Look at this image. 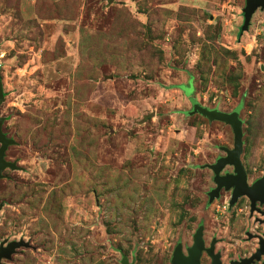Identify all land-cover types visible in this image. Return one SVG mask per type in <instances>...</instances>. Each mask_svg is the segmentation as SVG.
Here are the masks:
<instances>
[{
  "label": "rangeland",
  "instance_id": "obj_1",
  "mask_svg": "<svg viewBox=\"0 0 264 264\" xmlns=\"http://www.w3.org/2000/svg\"><path fill=\"white\" fill-rule=\"evenodd\" d=\"M245 1L0 0L16 166L0 180V243H29L0 264L146 263L190 246L200 224L206 242L264 233L247 198L210 200L207 165L234 134L193 106L242 107L240 160L249 185L262 177L264 10L242 31Z\"/></svg>",
  "mask_w": 264,
  "mask_h": 264
},
{
  "label": "water",
  "instance_id": "obj_2",
  "mask_svg": "<svg viewBox=\"0 0 264 264\" xmlns=\"http://www.w3.org/2000/svg\"><path fill=\"white\" fill-rule=\"evenodd\" d=\"M257 10H264V0H246L245 7L242 11L243 13V24L241 27L242 31L248 29L252 16ZM263 70V68L261 69ZM4 94L2 90V85L0 82V105L3 101ZM194 111H197L202 116L207 118L209 121H219L224 124L229 125L232 128L234 134V144L232 150L225 149V157H220L217 159L216 163L213 165H207V168L210 169L214 174V183L216 187L209 192L210 200H214L219 196L221 190L231 191V197L229 200V207H233L237 201L245 197L249 200L250 203V214L254 212L258 213L264 217V212L260 211L257 208V203L264 204V175L253 182L251 185L248 184V176L245 171L244 166L241 163L240 155L242 153V121L239 118V113L241 111V106H238L231 113H223L217 109H207L199 106L196 103H193ZM4 118L0 116V180L3 178V172L6 169L15 170L16 166L14 163L7 162L5 160V154L8 147L14 145V141L7 138L2 132V125ZM226 166H231L233 168V174L225 173L221 175V172ZM259 224H264L263 219H257ZM202 230L203 226L200 225L197 229L195 235L193 236L194 244L189 250V259L192 261V264H199V257L201 251L203 250V240H202ZM247 235H249L247 233ZM251 238V235L248 236ZM258 240L259 248L256 253L249 259L244 260L241 264H253L254 261H259L261 256L264 255V237L253 236ZM29 243L24 240L19 241H3L0 243V263L2 259H10L11 255L20 248H28ZM210 256H212V250L207 251ZM180 253L179 247H176L174 254ZM212 259L216 264L217 256H212ZM124 264V263H123ZM173 264L174 261H173ZM264 264V263H262Z\"/></svg>",
  "mask_w": 264,
  "mask_h": 264
},
{
  "label": "flooded vegetation",
  "instance_id": "obj_3",
  "mask_svg": "<svg viewBox=\"0 0 264 264\" xmlns=\"http://www.w3.org/2000/svg\"><path fill=\"white\" fill-rule=\"evenodd\" d=\"M264 175V174H263ZM261 178V177H260ZM259 178V179H260ZM257 208H259L260 211L264 212V204L257 203ZM250 213V211H249ZM254 214H258L254 212L253 214H250V218L253 217ZM259 215V214H258ZM260 218L254 217V223L260 227L264 224H259L257 222V219H263L261 215H259ZM202 225V224H200ZM199 225V226H200ZM197 227V229L199 228ZM203 226V225H202ZM196 229V231H197ZM195 231V233H196ZM203 232H204V226L202 230V240H203V250L201 251V255L199 257V264H216V262L213 261L212 256H217L216 261L217 264H241L242 261L247 260L251 258L259 248L258 240L254 238L253 236H261L264 237V233L259 234H251L250 232H246L245 235L247 237L246 241L242 242H236L234 245L228 243V239L225 237H215L214 235L206 242L203 238ZM193 234V236L195 235ZM251 235V238H249L247 235ZM192 236V243L190 246H183L181 241H178L174 248L172 249V252L169 255H157L156 257L150 259V262L142 263L141 258L138 255H135L134 257H131L128 259L126 256L122 257L121 264H173V261L175 264H192V261L189 259V250L192 248L194 241ZM256 240L255 248L252 252L248 253L247 255H242L243 250V244L249 245V241ZM230 246V247H228ZM176 247H179L180 253L177 254V256L174 254V251ZM212 250V256L208 254L207 251ZM149 261V259H148ZM264 263V255L261 256L259 261H254L253 264H262Z\"/></svg>",
  "mask_w": 264,
  "mask_h": 264
}]
</instances>
